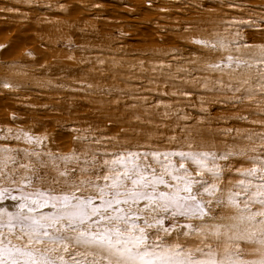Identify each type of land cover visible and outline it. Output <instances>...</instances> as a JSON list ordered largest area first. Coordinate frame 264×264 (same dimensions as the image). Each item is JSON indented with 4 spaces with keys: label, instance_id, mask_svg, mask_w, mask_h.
Instances as JSON below:
<instances>
[{
    "label": "snow or ice",
    "instance_id": "snow-or-ice-1",
    "mask_svg": "<svg viewBox=\"0 0 264 264\" xmlns=\"http://www.w3.org/2000/svg\"><path fill=\"white\" fill-rule=\"evenodd\" d=\"M225 5L240 16L190 36L195 58L175 51V71L161 60L151 76L140 62L150 85L163 80L184 97L202 90L197 123L207 120V133L162 101L159 119L171 135L157 127L163 139L149 133L144 143L74 128L79 147L54 152L47 134L0 129V264H264V43L242 35L264 31V5L248 6L246 19L245 5ZM125 95L133 109L149 103ZM207 95L247 114L213 121ZM147 115L152 123L156 114Z\"/></svg>",
    "mask_w": 264,
    "mask_h": 264
}]
</instances>
